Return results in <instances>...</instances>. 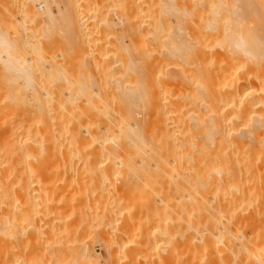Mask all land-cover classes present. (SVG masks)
Wrapping results in <instances>:
<instances>
[{"label":"bare ground","instance_id":"6f19581e","mask_svg":"<svg viewBox=\"0 0 264 264\" xmlns=\"http://www.w3.org/2000/svg\"><path fill=\"white\" fill-rule=\"evenodd\" d=\"M15 1L0 0V16H1L0 17L1 19L0 20V62L2 61V66L6 73L7 72L9 73L13 72V74L15 73L14 76L15 78H13L12 76L10 78H8V76L6 77L10 79L11 83L5 80L6 79L5 76L2 77L3 74L1 75V73L4 72H0L1 75L0 79L2 77L1 81H3V79L5 78L4 82L9 83L7 85L8 89L6 88L7 93L11 91L9 90L11 86L14 87L16 86V89L20 86L19 87L20 89H18V91L19 90L20 91L18 92L16 90L17 92L14 94L12 92L11 97H9V94L11 93L10 92L7 98H5L7 95L6 92L4 93L0 92L2 93L1 95L6 93L4 95L5 104L6 103L8 104V102H6V99L11 98L8 99V101L10 100V104H8V106L9 105L11 106L8 107L6 105L8 107L5 108L6 110L3 108L4 104L2 103L1 105L2 99L0 98L1 99L0 107H2V109H4L5 111H7V109L9 110V108L10 110H13V111H8L10 115H11L10 112L15 113V111L17 112V114H19V116H17L15 113V116H17L18 119L20 120L16 124L17 126H15L13 130L10 128V131L12 130L15 133H19V135L18 134L12 135V131H11V135L9 134L8 136L9 137L11 136L12 138L9 141H7L8 143H6L7 146L4 150L7 149L6 153L10 154V156H13L12 159L14 161L23 163V164L21 163L22 168L20 167V169H22L23 171L21 170L20 171L24 172L26 166V169L29 168L28 169L29 171L27 170V172H32V173L37 172L36 170L37 165L34 166V164L37 162L33 157L39 156L40 158L41 155L45 156L43 157V159L41 158L42 160H40V162L42 161L41 164H43L45 161L47 162L46 159L49 156L48 151L50 150L53 151V152L50 151L53 153V154L49 153L50 156H55V153H57L56 155L63 156L62 149H64V154H65L63 156L64 161L59 162L61 163L60 164L61 167L58 165V162L54 163L58 165L55 166L56 168L58 167V171H59L58 173H60V171L65 173L66 172L68 173L98 172V174L99 172H104V173L131 172V174L132 172L135 173L144 172L145 174L146 172H152V173L160 172V174L163 175V178L164 179L166 178V182H165L166 185L164 184L163 179H161L162 180L161 183L164 184L163 186L165 187V189H163L165 195V196L163 195L164 199L158 201L159 204L162 203L163 205L162 208L160 209L163 211L165 217L164 230L163 232H161L160 230L150 235L153 236L154 239H158V235L160 234L158 243L162 241L160 243L161 245L158 246L157 243L154 245L155 248L151 247V245L148 244V242L152 237L148 236V234L145 235L146 232L144 233V231H142L144 233V234L142 233L144 235L142 236L144 237V239L139 240L138 239L139 237L137 236L136 237L137 241H140L139 244L137 243V245H135V242L133 241L135 246L139 245L137 248L139 249L141 256H139L138 258V253H136L138 252L137 251L138 249L135 248L137 249L136 251L135 249L133 250L130 249L131 248L129 246L130 242L129 240L126 241L127 240L126 238L130 237L132 234V228H133L132 226H134V224L132 225L130 220H128L125 223L122 222L123 225L121 226V230H120L122 233H120V235L123 234L121 237H125V239H122V241L120 240L119 244L116 245L114 243L113 245L117 246V251H118L117 253L121 254L122 256L121 260H124L125 262L123 264H139V262H137L138 261L137 259H139V261L141 262L142 259H140V257L143 258L142 261L144 260L148 261L149 259L146 260V256H148V254H152V251H155L154 249H159L158 247H160V250H162L165 254L164 256L165 258H163L164 260L163 259H162L163 261L159 260L160 263L161 261L164 262L163 264H264V58L263 60L258 59V56L260 57V55L264 57V52L258 51L262 47L259 48L258 50L257 49L251 50V48H248L243 43L244 40L241 41L243 38L241 39L239 38V36L238 38H234L233 36L234 42H232L231 40L229 42H231L234 45L235 49L241 51L242 53L240 52L239 53L244 54L246 58L243 57L244 60H242L241 59L242 56L240 55L241 56V57L239 56L240 59L238 57H237L238 59L237 58L233 59L231 58L232 57L231 53L227 52L225 54V51L224 54L226 55V57H228L227 55L230 54L229 56L231 57L228 58L231 59L225 58V55L224 58H221L222 55L219 52L222 51L217 52L215 50L214 41L216 42L218 40V39L215 40L216 37L218 35L220 36L221 33L224 34V32H220L222 28L219 29L220 30L219 31L218 30L219 27L218 28L216 27L217 23L218 26L221 25V23L219 24L220 21H216L217 18L219 19V16L217 17V13L215 11L216 8H214L215 3L213 4L212 0H182L181 9L177 8L178 5L176 6L175 4L174 5L176 7H174L173 4L171 6V3L173 2L171 1V3H169L170 2L169 0H147V3L143 2L144 5L146 4V6L148 7L147 9L148 10L150 9L149 10L150 12L147 11L148 12L147 14H151L152 12L153 14L152 16L155 17L156 19L149 17L151 16L149 15L148 17L153 19L154 21L151 19L150 22L142 20V22L139 21L140 23L133 24L132 26L130 25V23L127 24L129 25L128 27L131 28L129 29L127 27L128 30L125 32V35L122 31H120L119 37H117V39H119L118 40L119 44L114 43L116 41V38L114 39V42L107 39L108 37H106V39L110 42H107V40L105 42L104 37L99 38L98 34L101 35L106 33L104 29H99L100 28L99 26H98L99 28L98 27L96 28V25H91L90 23L91 20L88 21L89 17H86L88 19L85 18L84 20L83 18L84 16L82 15L83 12H80L82 11L80 9L82 7L87 11L90 10L92 11V9L93 10L96 9L95 11H98L105 4V3L103 4V0H101L102 3L99 0L97 1L67 0V5L65 3L66 6L63 9L64 11L62 10V14L65 13L64 16H67V18L64 17V19L66 18L65 20L67 22V24H65L67 25L66 26L67 28L66 27L65 28L66 30L68 29L67 32H65L68 33L66 38L69 39V44L67 47H69L70 44H71L70 46L74 45L75 49H73L72 47L74 53L75 52L74 50H77V47L75 46H80V47L83 46L82 48L78 47L79 50L80 49L82 50L80 51L77 50L78 52L77 51L75 52V54H77L75 55L76 57L79 56V54L80 55L82 54L81 55L82 57L81 56L80 58L78 57L77 60L78 59L81 60L82 58L84 59L83 55L85 54V52H89L88 54L90 55L86 53V57L91 56L92 59L95 61L94 62L91 58L85 57V60L87 59V61L91 59V61H88L89 67H86L85 65L82 66L83 64L82 62H80V60L79 62L80 64H82L81 65L82 67H79V63L78 61L75 60L76 58L75 56L73 57L70 56L72 59L74 58V60H70L71 58L69 60L67 59L69 58V56L67 57L66 54L67 52L70 53L71 47L68 48L70 50L69 51L68 49H66L67 47L62 48L60 46L61 44L55 41V43L58 45L57 47L61 49L59 51L63 52V50H67V52L64 51V53H66L65 56H62L64 55V53L61 52L62 54L60 53L61 54L60 56L57 55L58 58L56 56L55 61L59 59V57L60 59L66 57L64 59L69 61L70 65L71 62L73 61V65H71L70 67L74 68L75 65L78 63L77 64L78 66L76 67L77 70L72 69L73 70L72 72L74 71L79 72L80 68H81L80 72L81 71L84 73L86 71L88 72V74L86 73L85 75L82 72L81 73L79 72L82 75L77 73L79 75L78 79L80 78L82 79L75 80V78L77 77L76 75H74L75 73L73 74L75 77L72 75V72L69 73L71 75H67L66 73L67 71L65 72V68L64 71L63 69L61 70V68H63L62 66L61 68H59L60 65L58 63L60 61L56 62L57 67L59 65L58 68L60 69V72L62 73L65 72L66 75L64 74L61 75L59 72L61 76L59 77L58 68L56 67L57 70H53L55 67L52 69L53 67L52 64L55 63V61L46 62V64L52 63L50 66L51 68L50 67H48L47 69L43 68L45 67L43 63L47 61L44 59L45 57H41V58L39 57L40 58L39 61L36 58H38L37 56L42 55V53L40 54L42 50L45 51V49H42L40 51L41 47L46 48L48 46H46L45 44L44 47V44H40V48L37 49L39 47L40 41L37 40L38 45L36 46L37 47L36 48L35 45H33L36 43V41L35 43L33 41L32 42L30 41V39L34 37L33 35L32 38L29 36L30 38L28 41H27L28 37L24 38L25 40H22L21 33L19 34L18 31L13 29V28H17L13 25L15 24L16 26L19 25V29L18 28L17 29L21 30L20 26H24V24H26L27 22V19L25 21V17H27L26 12L30 10L28 14H33V12L35 13L36 11L31 12L34 7V6L32 7V4H34V2L36 1L39 2L41 0H30L28 2L27 0L24 1L21 0V2L17 4ZM135 1L138 0H121L122 5H120V7L123 6V8L126 11L134 10L135 4H138V2L136 3ZM236 1L240 2L242 0H236ZM242 2H244V0ZM245 2L243 3L244 5H242V7L248 6L249 3L248 2L245 3ZM251 2H255V1L252 0ZM25 3L26 4L29 3V6L26 7ZM40 3L44 11L46 12V19L50 20L49 22L51 21L53 22L54 18L52 17L51 14L52 11L50 12L47 2L42 0ZM219 4L221 5V3ZM162 5L164 6L163 10H158V8L159 7L161 8ZM220 5L219 7H221ZM249 5L252 4L250 3ZM260 5L261 4H258V6ZM262 5H264V3ZM224 6L226 8V4ZM224 6L223 9H225ZM118 7L119 6H117V8ZM138 7L139 4L137 8ZM56 9L59 8H57L56 6ZM16 12L17 14L19 12V14L21 15V17L19 15V17L16 18L17 16L15 14L16 16L15 22L17 23L12 22L13 21L12 20L9 21L11 24L13 23L12 25L10 23L7 24L11 26L10 27L11 29L9 30L10 31L12 30L11 32L13 34H15L16 31L18 36L20 35L19 36L20 38L16 35L13 36L12 34V38L14 37L12 39L10 38L9 35L10 33L8 32L9 34H7L6 32L9 30L8 29L3 30V28H5V25L7 24L5 23L4 25L2 23L6 22V19H8L10 15L12 16H10L9 20L14 19L13 16L14 13ZM244 12L246 11L244 10ZM56 14L60 16L59 13ZM248 14H246V16H249L250 14H252V12L249 15ZM93 15L95 16V14ZM246 16H243V18H245ZM118 17L120 18V15ZM136 17H138V15ZM82 18L84 21L82 20ZM149 18L147 20H149ZM98 19H96L95 23H97ZM259 20L260 19H258V21ZM119 21L120 20H118V22ZM86 22L87 24L90 23L92 27H89L90 25L86 27L87 25ZM91 22H94V20L92 19ZM99 22L97 23V25L99 24ZM58 23L60 24L61 22ZM120 24L121 22L119 23V25ZM8 25L6 27L9 28ZM259 25H257V28H259L258 27ZM45 28L47 29V27ZM261 28H259V30H261ZM143 29L146 30L147 35L150 36L152 35V37L155 38L156 41L153 39L155 41L153 43H157L159 42V40L161 42L163 38L169 37V40H166L167 38L162 40L163 45H164V41L166 43L170 41L169 44L165 43L166 50L165 49L164 51L162 50L163 52H160L155 56L151 55L152 52L150 53V51L152 50L150 44L152 42L149 43V41L144 38V35H146L145 33L143 34L144 39L141 38L142 35L141 36L139 35L141 34ZM253 29L252 31H255V33L252 32L254 36V34L258 33L259 31H257V29L255 30ZM23 30L24 29H22L21 32ZM107 30L109 29L107 28L106 31ZM168 30H171L170 33L167 32ZM181 31H182V36L179 35ZM218 32H220V34H218ZM27 33L30 35L29 32ZM47 33L49 34V32ZM225 33L228 34L229 32L226 31ZM38 34L39 33H37L36 35ZM94 34L98 36V37L95 36L98 38V40L93 42L96 44V42L99 41L100 43L98 42L97 45L99 44L100 45L99 46L95 45L96 47H94L93 45L94 43H93L92 48L95 50L92 51L91 48L90 49V51H92L91 53L87 48V46L85 47L84 45L90 44L92 40L90 41L89 39L94 37L93 36ZM24 35L25 34H23V36ZM138 35L140 36L141 39L138 38ZM228 36L230 37L229 34ZM95 37L93 39L96 40ZM258 37L262 38L261 35H258ZM36 38H38V36ZM224 39L226 38L224 37ZM33 40H35V38H33ZM258 40L260 39H257V41ZM22 41L24 47L25 46L27 47L28 45L26 44L28 43L32 45L33 49L34 47L37 49L34 50L39 52L38 54L40 55H38L37 52L34 53L35 51H32L30 47L31 45H29L31 51L30 49L28 51H30L29 54H31L32 52H33L32 54L34 55L37 54L36 58L34 57L33 59H36L38 62L36 61L34 63L32 61L31 58L32 54L31 57L28 56L29 58L26 59V56H24V54L25 53L27 54L26 51L27 49L24 48L22 44H20ZM225 41H223V43ZM66 42L68 41L66 40ZM226 42L225 44H227ZM55 43L51 48H54L56 46ZM257 44L256 47L262 45L263 43L262 44L260 43V45L258 46ZM19 45L22 46V48H24L25 50L23 49L24 51H21L22 49ZM49 45L51 44L49 43ZM225 47L226 46H222L221 49ZM86 48L88 50L84 51ZM108 49H110V51L112 50L111 54L109 53L110 56H107L108 55L107 53L110 52ZM261 50L264 51V49ZM235 51L237 52V50ZM73 53L71 54L73 55ZM233 54L236 55L238 53L235 54L234 52ZM21 56H24L25 59L24 57ZM102 57H105L106 59ZM51 59L48 58V60L50 61ZM104 60L105 61L112 60V62L106 61L104 63ZM61 61H63V59ZM74 62L76 63L74 64ZM90 62L94 66H91ZM31 63L34 67H32ZM64 63L66 64L68 62L65 61ZM39 65L42 68L41 70H43V72L46 71L48 72V74L49 72H51L52 74L51 73L50 74L53 76H51L50 74L48 75L47 73L46 75H44V73L40 70V67H37ZM83 67L87 69H85L84 71L82 70L84 69ZM93 67H95V70H92ZM88 68H90L91 73H89L90 70H88ZM96 70L98 72V75ZM93 71H95L96 73H94ZM53 72H55V74H58L55 75V78ZM34 73L35 74L39 73L38 75H41V77L39 76L40 79L36 77ZM91 74H96V75H91ZM86 75L96 76V77L100 75V77H98L100 79L96 77H90L91 79H93V81L91 79H88V81L90 80L89 83L91 82L90 85L88 84L89 87L91 86L90 87L91 90H89L90 88L87 86V83H85L84 81L85 79L86 82H88L87 78H89V76L87 77ZM175 75L177 77H180L179 78L180 83L173 85L171 81L173 76ZM47 76L48 77L51 76L49 80ZM66 76L67 77L69 76L70 78L74 77L73 78L74 81L72 80L73 82L71 83V80L69 81L70 78H67L68 81L71 83L70 84L67 81ZM34 77L38 78L37 80L38 81L40 80L42 83H44L45 81H49L48 84L50 85L55 81L56 82L59 81L58 80L59 78L62 79L65 78V81H67L68 83L65 82L64 80H61V82L54 83L56 88L54 85L50 86V87H54V90L57 89L58 86L62 85L63 83L66 84L64 86L65 89L66 86L69 84L70 86L72 85L71 87H74L75 85L77 87L71 89L70 86H67V88H69L70 90L67 89L68 93H66L67 92L66 91L65 94L64 93L61 94L62 91H64L62 89L64 88L63 86L60 87L61 93L60 94L58 93L57 95L55 93L56 90L52 91L53 95L48 92L49 89L51 90V88H49L48 91H43L44 89L43 88L42 91L38 92L39 89L36 88H38L37 86L42 88L41 86L42 83L40 82L39 85L34 84L38 82L37 80L36 82L34 81L36 79V78L34 79ZM11 78H13L14 80L13 79L11 80ZM41 78L42 79L44 78L45 81L43 82ZM56 78L57 80H55ZM20 79L24 81L23 86L21 84L18 85V83H16L17 80H19L20 83ZM96 79L97 81L98 80L101 81L102 83L101 86L97 85L98 82L95 83ZM50 80H52L53 82ZM82 80L84 81V83H82ZM3 84H0L1 88ZM34 85L37 86L35 87ZM42 85L43 87H45L44 84ZM94 85L95 86L97 85V87L100 89L96 88ZM83 86L88 87V90L87 88L84 89ZM171 86H173L172 87L173 94L176 92V94L182 93V95L175 97L174 99L171 100L168 99L165 94L167 89L170 88ZM4 87H6V84ZM21 87L23 90L21 89ZM92 87L96 88V90H94ZM1 88L0 91L1 90L3 91V89ZM24 89L26 90L30 89L29 93L32 92L33 101L32 103L30 101V104L29 101L27 103V101L25 102L24 100L23 95L25 93H22L23 95L20 94L22 91H24ZM60 89L57 90L60 92ZM41 92L42 94H40ZM30 96L31 94L28 97ZM145 100L146 103L144 102ZM80 104L81 105L84 104V105L81 106ZM52 105L54 108L52 107ZM138 105H140L141 107L140 106L138 107ZM77 106L80 109L77 108ZM51 107L53 108V110L56 109L59 115L62 113L61 116L62 115H64L63 117L67 116V120L63 118L62 121L61 119H59L60 117L58 114H57L58 118L55 117L54 116L55 114L53 113L54 111L50 110ZM143 107L144 110L147 111L145 112L143 110H139L143 112V114L140 115V113L142 112L139 113L137 109L138 108L142 109ZM133 108H136V110ZM2 109H0V111H2ZM77 109L81 112H77L76 111ZM5 111H3V113ZM8 112L7 115L5 113L4 115L8 116ZM0 115L2 116V114ZM83 115L85 117H83ZM86 116L89 119V121L90 118H93L95 119L96 122H98L99 120L97 119L99 118L100 125L99 123H97L98 125H96L95 124L96 122L94 123L95 125H92L94 121L93 122L90 121L92 124L89 125L84 124L85 121L83 119L86 120ZM14 118L17 119L16 117ZM14 118H11V123H13L12 121H14L13 120ZM46 119L47 120L49 119L48 122H46L47 121ZM69 119L71 120V123L73 122L77 123V126L75 125L76 127L73 130L67 126L68 123L71 124ZM55 120H58L59 123L57 124L58 121L56 122ZM68 120L69 122L66 123V121ZM50 121H52L53 123L55 122L57 125L55 123L52 124V122L49 123ZM5 122L7 123L6 120ZM8 123H10V121ZM41 124L45 125V126L43 125V128L44 127L47 128V126L50 124L52 126L50 125L49 127L50 129L48 128L49 130L45 128L43 130L40 128L38 129V127H40L38 125ZM5 126H2L3 130H1L0 135H3L2 132L4 130H5L4 133L6 132V130L8 131V129H4ZM69 126L71 127L74 125L72 124ZM34 127L37 128V131L39 130L42 132H37L39 134L33 135V130L35 129ZM95 132L97 133V135L95 134ZM23 133H24L23 136L20 135ZM17 135L19 137L22 136L21 137L22 141L19 140V137H17ZM33 136L37 137V140L35 139L36 141H33L34 139ZM4 137H2V139L0 137V144H3L1 141L6 138ZM85 138L87 139V141ZM88 138L90 139L89 141L91 143H88L89 142ZM23 140L27 141L26 143L29 142L30 145L31 144L35 145L34 147L37 149L36 155L33 157L31 156L33 158V160L32 159L31 160L34 162L32 164L33 167L31 168H30L31 161H29V163L28 162L26 163V160L29 159L30 157L29 153L34 148L27 145L26 143H24V146L27 147L23 148L24 146L22 142H25ZM108 141L109 143H107ZM83 144L85 145L87 144L86 145L87 148L84 149L85 145L83 148L84 151L87 150L85 151V153L84 151L82 153L83 149L81 148L82 149L81 150L79 148L80 146L82 147ZM107 144L108 147L109 146L111 147L108 148ZM20 145H22L23 147ZM89 149H92V151L90 153H86L88 152ZM37 153L39 154L38 156ZM31 154L34 155V153ZM97 157L98 159H100L99 161L98 159H96ZM55 158L60 159L61 157L59 158L55 156ZM73 159H75L74 160L75 163L73 162ZM95 159L96 161H98L97 163L95 162ZM52 160L51 159L48 160V162L44 164L45 165L44 168L47 166L46 164L49 163L53 164V162H49ZM1 161L2 160H0V162ZM3 162L4 161H2V163ZM10 163L11 162H9V164ZM20 163H18V165H20ZM78 163L80 164V166L78 165ZM24 164L26 165L22 166ZM41 164L39 165L40 167ZM12 166L14 167V165ZM1 168H3L2 169L3 172H0V264H10L12 263V261L18 262L17 264H21V261L24 258L21 260V258L19 257L16 258L15 255L18 256L16 251L19 248L21 249L22 241H24L25 239L21 236L19 237L18 233L15 232V227L16 224L18 223V222L16 223V219L18 217L22 219L25 218L26 220L25 219L24 220L26 222L28 220V218L26 217L31 218V216L33 215L37 216V214H38V218H37L38 220H36L37 222L35 220H34L35 222L33 220L30 221V223L33 221L34 223L33 222L32 223L35 225L32 226L33 228L31 229L32 234L30 238H32L33 240H35L34 242H36L35 248L41 251L40 252L42 255V256L40 255L41 261L38 260L39 261L37 262L38 264L39 263L58 264L61 263L62 261H64V263L62 262L61 264H96L95 261L93 260L92 255L86 252L87 251L86 249L84 251L83 248L80 249L79 247L72 248L71 242L72 241L74 242L75 240L73 230L69 229L67 223L65 224L62 221H60L61 219L53 220L52 218H50L51 216L49 213L51 212L46 213L49 211L50 208L46 207L45 205L46 203H44V201L43 202L40 201V203L44 204V205L42 204V206L44 207H42L41 211H39L41 209V206L40 207L38 206L40 209L39 208L37 209V207L34 208L35 204L33 203L31 204V202L23 204L27 207V210H29L30 214L28 213V211L26 212L27 214H29V216L25 214L26 209L24 213L21 210L22 212L20 214L16 211V209L14 210V207H12L13 205H11L9 201L10 199L9 197H11V193L9 196L8 192H10L11 190L9 191L10 188L7 189L8 188L7 183L9 182L11 183L10 179L9 182H7L8 181L7 175L9 174H7L8 171L7 172L4 171V169H6L5 166ZM44 168L41 167L40 169H44ZM52 168L53 167L51 168L49 167L48 169H52ZM16 171L18 172L19 169ZM43 171L47 172L45 170ZM43 171L42 170L39 171L38 169V172H43ZM157 175L159 176V174ZM32 181L30 180V182ZM156 182L154 181L155 184ZM33 183L31 184L33 185ZM25 184H27V182H25ZM66 184L68 185V182H66ZM96 184L94 185L97 186ZM139 184L141 185V183ZM43 186H45V184ZM25 188L23 186V189ZM32 189L34 190L33 187ZM67 189L69 188L67 187ZM77 189L79 188L77 187ZM65 192L67 191L65 190ZM62 196L64 197L65 195L63 194ZM53 199L54 197L52 198V200ZM28 200L30 201L31 199L28 198ZM34 200L31 201L33 202ZM36 204L39 205L37 202ZM44 208L45 209L47 208V211L43 212ZM35 209H37V211ZM160 209L157 210L160 211ZM15 211L19 214V216H17V213ZM39 212L41 213L42 217L45 218L49 217L50 219L47 218L49 221L48 220L47 221L45 220V222L41 221L39 217L40 214ZM47 214L49 215L47 216ZM52 215L54 216V214ZM126 215L128 216V214ZM223 219H226L227 221L226 224H228L227 226L222 224ZM85 220L86 219H84L83 223L86 222ZM38 221H39V225L38 224L36 225ZM84 226L85 225H83V228L82 227L80 228H82L83 230ZM141 228L140 230H142ZM139 234H141V231ZM161 236L162 239L160 241ZM121 237L119 236V239ZM13 240L15 244L11 242ZM62 245L66 246L67 249H69L71 253V254L69 253L70 255L64 253L66 252L67 249L61 250ZM66 247H64V249ZM10 248L12 249V251L15 250V252L12 253V251H10L11 250ZM239 254H242V256L240 255V259L242 258L241 260L238 259ZM13 257L16 259H13ZM38 258L39 257H37V259ZM73 258L74 260H72ZM23 263L26 262L23 260L22 264Z\"/></svg>","mask_w":264,"mask_h":264},{"label":"rangeland","instance_id":"374dc122","mask_svg":"<svg viewBox=\"0 0 264 264\" xmlns=\"http://www.w3.org/2000/svg\"><path fill=\"white\" fill-rule=\"evenodd\" d=\"M15 1V0H14ZM18 1V2H17ZM24 1V0H23ZM28 1H30V0H27V2ZM42 1V0H41ZM41 1H39V2H34V4H32V7H33V9H32V11L31 12H33V11H36L35 13L33 12V14H28V12L30 11H27L26 13H27V17H25V21H26V19H27V22H26V24H24V26H20V28H21V30L22 29H24L22 32H21V30H18L19 29V25L18 26H16L15 24H13L15 27H17V28H13V26H12V28L13 29H15L16 31H18V33L20 34L21 33V37H22V40H25L24 38H27L28 37V39H27V41L29 40V38L31 37H33V38H35V40H33V38L32 39H30V41L32 42H34L35 43V41H36V43L35 44H33V45H35V47L38 45L37 44V42L38 41H40V43H39V47L37 48V49H39L40 48V44H44V47H45V44H46V46H48V47H46V48H43V47H41V49H40V51L42 50V49H45V51L44 50H42V52H40V54L42 53V55H40V54H38L39 52H37V51H35L34 49H36L34 46V49L32 48V45L31 44H28L27 43V41H26V45H28L27 47L25 46H23V41L20 43V44H22V46L24 47V48H26L27 50V54L25 55L24 54V56H26V59H28L29 57L28 56H30L31 57V54L33 53H31V54H29V52L31 51V49H32V51H35L34 53H36L37 52V54L38 55H40V56H37V54H32V61L35 63L37 60L39 61L40 60V58L41 57H45L44 59L45 60H47V61H45L43 64H44V66L45 67H43V65H42V67L43 68H48V67H50L51 66V64L50 63H47L46 64V62H52V61H55V59H56V56L58 55V56H60L62 53H64V51H66L67 52V50H63V52L62 51H59V50H61V49H59L57 46V44L55 43V41L56 42H59L60 44V46L62 47V48H65V47H67L68 46V44H69V39H67L66 38V36H67V34L68 33H65V32H67V30H66V26L67 25H65V24H67V22H66V18H67V16H64L65 15V13H63L62 14V10L65 8V6L67 5V0H44V1H46L47 2V4H48V7H49V10H50V12H51V14H52V17L54 18L53 20V22L51 23V22H49L50 20H47L46 19V12L44 11V9H43V7H42V5H41ZM97 1V0H96ZM100 2H101V0H99ZM106 1V2H105ZM170 2L169 3H171V1L173 2V3H171V6H172V4H173V6L174 7H176L177 5L179 6H177V8H182V0H169ZM213 2V4L215 3V5H216V7H215V5H214V8H216L215 9V11H216V13H217V17L219 16V19L217 18L216 19V21H220L219 22V24L221 23V25H222V27H221V25H219L218 26V23H217V25H216V27L218 28V30L219 29H221V31L220 32H224V34L223 33H221L220 34V32H218V34H220V36L218 35H216L217 37H216V39L215 40H217L216 42L214 41V45H215V50L217 51V52H219V51H222V52H219L221 55H222V57L221 58H224V55L228 52V53H231V55H232V57L231 56H229V55H227L228 57H231V58H233V59H236L237 57L239 58V56L241 55L242 56V60H244V58H246L245 56H244V54H240V53H242L241 51H238V49H235L234 48V45L231 43V42H229L230 40L232 41V42H234V39H233V36H234V38H238V36H239V38H243L241 41H243L244 40V44L248 47V48H251V50H254V49H259V48H261V49H264V15H263V13H264V5H262L263 3H264V0H253V1H257L258 2V4H261L260 6H258V4H257V2H256V4H255V2H251L252 0H244V2L245 3H251L252 5H249L248 4V6H243L242 7V5H244L243 3L244 2H242V1H240V2H237L236 0H220V1H217V0H212ZM215 1V2H214ZM235 1V2H234ZM16 2V4L17 3H19V2H21V0H16L15 1ZM50 2V3H49ZM56 2V3H55ZM110 2V3H109ZM120 2V3H119ZM136 3L138 2V4H139V7L137 8V6H138V4H135V8H134V10H125L124 8H123V6H121L120 7V5H122V3H121V0H113V3H112V0H103V6H102V8L101 9H99L98 11H95L96 9H92V11L90 10V11H87V10H85L83 7L82 8H80L82 11H80V12H83L82 13V15L84 16L83 18H84V20H85V18L86 17H89V19L88 18H86V19H88V21L89 20H91L92 21V19L94 20V22H91L90 21V23H91V25H96V28L98 27L99 29H104V31L106 32L105 34H101V35H99L98 34V36H99V38L101 37H104L103 39H104V41L106 42V40L107 39H109V40H111V41H113L114 42V39L116 38V41L114 42V43H117V44H119V39H117V37H119V33H120V31H122L123 33H124V35H125V32L128 30V28L130 29L131 27H128L129 25H127V24H129L130 23V25L132 26L133 24H138V23H140V22H142V20L143 21H151V20H153V19H156L155 17H153L152 15V12H151V14H147L148 12H150L147 8V6H146V4L144 5V3H147V0H141V1H135ZM141 2V3H140ZM144 2V3H143ZM233 2H234V4H233ZM237 2V3H236ZM263 2V3H262ZM63 3V4H62ZM65 3H66V5H65ZM102 3V2H101ZM119 3V4H118ZM219 3H221V5L219 4ZM236 3V4H235ZM240 3V4H239ZM176 6H175V5ZM226 4V8H225V5ZM63 5V6H62ZM109 5V6H108ZM115 5V6H114ZM145 6V7H143V6ZM148 5V4H147ZM219 5L221 6V7H219ZM234 5V6H233ZM240 5V6H239ZM25 6L27 7V6H29V3L28 4H26L25 3ZM24 6V7H25ZM56 6H57V8H59V9H56ZM106 8H105V7ZM117 6H119L118 8H117ZM149 6V5H148ZM181 6V7H180ZM223 6H224V8L226 9H223ZM239 8H238V7ZM250 6V7H249ZM254 8H253V7ZM256 6H257V8H256ZM261 6H262V8H261ZM163 5H162V7L160 8H158V10H163ZM247 7V8H246ZM259 7V8H258ZM145 8V9H144ZM234 8V9H233ZM235 8H236V10H235ZM244 8V9H243ZM141 9V10H140ZM165 9V8H164ZM238 9V10H237ZM240 9V10H239ZM60 10V11H59ZM85 10V11H84ZM112 10V11H111ZM116 10V11H115ZM122 10V11H121ZM219 10H220V12H219ZM244 10L246 11V12H244ZM252 10V11H251ZM57 11H59V12H57ZM64 11V10H63ZM107 11V12H106ZM110 11V12H109ZM113 11H115V12H113ZM143 11V12H142ZM148 11V12H147ZM165 11V10H164ZM182 11V10H181ZM225 11V12H224ZM229 11V12H228ZM242 11V12H241ZM255 11V12H254ZM90 12V13H89ZM94 12V13H93ZM112 12V13H111ZM231 12V13H230ZM252 12V14H250ZM56 13H59L60 14V16L58 15V14H56ZM88 13V14H87ZM103 13V14H102ZM118 13V14H117ZM127 13V14H126ZM182 13V12H181ZM230 13V14H229ZM234 13V14H233ZM240 13V14H239ZM250 15H249V14ZM262 13V14H261ZM15 14H16V16H15ZM37 14H39V15H37ZM93 14H95V16L93 15ZM143 16V18H142V16ZM232 14V15H231ZM245 14V15H244ZM246 14H248L249 16H246ZM19 12H18V14H17V12L16 13H14V19H11V20H9V18H10V16H12V15H10L9 17H8V19H6V22H4V23H2V24H4L5 25V23L7 24V23H10L9 21H12V22H14V23H17V22H15V17L16 18H18L19 17ZM33 15V16H32ZM82 15H81V17H82ZM90 15V16H89ZM114 15V16H113ZM120 15V18L118 17ZM125 15V16H124ZM138 15V17H136ZM145 15V16H144ZM149 15H151V16H149ZM251 15H253V16H251ZM256 15V16H255ZM261 15H263V16H261ZM36 16V17H35ZM39 16V17H38ZM103 16V17H102ZM152 17L153 19H151V18H149V17ZM243 16H246L245 18H243ZM1 17V16H0ZM6 17H7V14H6ZM13 17H11V18H13ZM20 17H21V15H20ZM37 19H35V18ZM44 17V18H43ZM61 17V18H60ZM64 17H66L65 19H64ZM92 17H94V18H92ZM99 19H98V18ZM101 17V18H100ZM144 17H145V19H144ZM149 18V20H147L148 18ZM238 17V18H237ZM260 17V18H259ZM34 18V19H33ZM83 18H82V20H83ZM90 18H92V19H90ZM119 18V19H118ZM254 20H253V19ZM42 19V20H41ZM47 20V22H46V20ZM57 19V20H56ZM61 19H63V20H61ZM96 19H98L97 20V23L99 22V21H101V22H99V24L97 25V23H95L96 22ZM115 19H117V20H115ZM126 19V20H125ZM129 19V20H128ZM139 19V20H138ZM151 19V20H150ZM258 19H260L259 21H258ZM263 19V20H262ZM1 20V19H0ZM28 20H30V21H28ZM60 20V21H59ZM83 20V21H84ZM118 20H120L119 22H118ZM134 20V21H133ZM237 20V21H236ZM33 21V22H32ZM63 21V22H62ZM123 21H124V23H123ZM131 21V22H130ZM140 21V22H139ZM154 21V20H153ZM228 22V24H227V22ZM239 21V22H238ZM30 22V23H29ZM49 22V23H48ZM58 22H61L60 24L58 23ZM121 22V24L119 25V23ZM224 22V23H223ZM225 22H226V24H225ZM32 23V24H31ZM51 23V24H50ZM90 23H88L87 24V22H86V27L87 26H89L90 25ZM104 23V24H103ZM107 23V24H106ZM113 23V24H112ZM241 23H243V24H241ZM11 24V23H10ZM11 24V25H12ZM30 24V25H29ZM224 24V25H223ZM253 24H254V26H253ZM260 24V25H259ZM4 25H3V27H4ZM8 25V24H7ZM7 25H5V28H3V30L5 29V30H9V29H11L10 27V25H8L9 26V28L8 27H6ZM63 25V26H62ZM89 26V27H92V26ZM111 25V26H110ZM240 25V26H239ZM257 25H259L258 27L259 28H261V30H259V28H257ZM102 26V27H101ZM228 26V27H227ZM241 26H242V28H241ZM256 26V27H255ZM24 27V28H23ZM27 27V28H26ZM40 27V28H39ZM42 27V28H41ZM45 27H47V29L45 28ZM51 27V28H50ZM53 27V28H52ZM66 27V28H65ZM125 27V28H124ZM128 27V28H127ZM226 27V28H225ZM109 29V30H107L106 31V29ZM112 28V29H111ZM224 28V29H223ZM239 28H240V31H239ZM251 28V29H250ZM254 28V29H253ZM39 29V30H38ZM51 29V30H50ZM174 29V28H173ZM227 29V30H226ZM229 29V30H228ZM252 29L253 30H255V29H257V31H259L258 33H256V34H254V36H253V34H252V32L253 33H255V31H252ZM15 30H13V31H15ZM25 30H26V32H25ZM31 32H30V31ZM251 30V31H250ZM12 31V30H11ZM10 30L9 31H6L7 32V34H9L10 35V38H12V32H11ZM16 31H15V34H13V36L14 35H16V36H18V34L16 33ZM54 31V32H53ZM56 31V32H55ZM103 31V30H102ZM170 31L171 30H168L167 32L168 33H170ZM229 32L228 34L230 35V37L228 36V34H226L225 32ZM263 31V32H262ZM9 32V33H8ZM27 32H29L30 33V35L27 33ZM45 32V33H44ZM47 32H49V34L47 33ZM52 34H51V33ZM64 32V33H63ZM26 33H27V35H26ZM37 33H39L38 35H36ZM43 33V34H42ZM47 33V34H46ZM108 33H109V35H108ZM118 33V34H117ZM146 34L147 32H146V30L145 29H143L142 30V32H141V34H139L140 36L142 35V37L141 38H143V34ZM260 33V34H259ZM23 34H25L26 35V37H25V35L23 36ZM52 36H51V35ZM59 34V35H58ZM178 34H179V32H178ZM252 34V35H251ZM33 35V36H32ZM108 35V36H107ZM110 35H112V36H110ZM138 35V38L139 39H141L140 38V36ZM180 36H182V31L180 32V34H179ZM178 35V36H179ZM251 35V36H250ZM258 35H261L262 36V38L260 37H258ZM20 36V35H19ZM18 36V37H19ZM30 36V37H29ZM38 36V38H36ZM94 37L95 36H97V35H93ZM97 36V37H98ZM110 36V37H109ZM237 36V37H236ZM255 36H257V37H255ZM44 37V38H43ZM58 37H60V38H58ZM94 37H92L91 39H89L91 42H90V44H91V46H90V44L88 45V44H86V45H84L85 47L87 46V48L89 49V51H90V49L92 48V46L94 45V47H96L95 45H97V43L99 42H96V44L94 43L95 41H97L98 40V38L97 37H95L96 38V40L95 39H93ZM106 37H108L107 39H106ZM224 37L226 38V39H224ZM228 37V38H227ZM14 38V37H13ZM12 38V39H13ZM20 38V37H19ZM57 38V39H56ZM64 38V39H63ZM144 38L146 39V40H148L149 41V43H153V42H155L156 40H155V38L154 37H152V35L150 36V35H144ZM143 38V39H144ZM152 38V39H151ZM167 38V37H166ZM166 38H163L162 40H164V39H166ZM181 38V37H180ZM155 41H154V40ZM229 39V40H228ZM257 39H260V40H258L262 45H260V43L257 41ZM38 40V41H37ZM66 40L68 41V42H66ZM161 40V42H160V40H159V42H157V43H151L150 45H151V50L152 51H150V53H151V55H153V56H155L156 54H158V53H160V52H163L164 51V49L166 50V48H165V41H164V45H163V41ZM166 40H169V37L166 39ZM171 40V39H170ZM182 40V39H181ZM227 42H226V41ZM94 41V42H93ZM223 41H225L227 44H225V42L223 43ZM257 41V42H256ZM43 42V43H42ZM107 42H110V41H108L107 40ZM170 42V41H169ZM169 42H167L166 44H169ZM247 44H246V43ZM255 42H256V44H257V46L258 45H260V46H258V47H256V44H255ZM49 43L51 44V45H49ZM56 44V49H55V47L54 48H51V47H53V44ZM67 43V44H66ZM94 43V44H93ZM100 43V42H99ZM24 44H25V42H24ZM93 44V45H92ZM232 44V45H231ZM29 45H31L30 47H31V49L29 48ZM71 45V44H70ZM69 45V47H71L70 49H71V51L68 49L69 47H67L66 49H68L69 51H70V53L69 52H67V54L66 53H64V55H62V56H65V54H66V56L68 57L69 56V58H67L68 60L71 58V57H73V56H75V55H77V54H75V52L78 50V51H80V50H82V49H78V47H80V46H75V47H77V50H74L75 52L73 53V49H75L74 48V45H72V46H70ZM100 45V44H99ZM99 45H97V46H99ZM220 45V46H219ZM228 45V46H227ZM229 45H231V46H229ZM20 46V45H19ZM22 46H20L21 47V51H24L25 49L24 48H22ZM42 46V45H41ZM90 48H89V47ZM163 46V47H162ZM222 46H226L225 48H223V49H221L222 48ZM72 47H73V49H72ZM83 47V46H82ZM82 47H80V48H82ZM84 47V48H85ZM153 47V48H152ZM228 47H230V48H228ZM233 47V48H232ZM83 49L84 51H87L88 49ZM24 49V50H23ZM30 49V51H28ZM36 49V50H37ZM218 49V50H217ZM226 49V50H225ZM227 49H228V51H227ZM261 49H259L258 51H260V52H264L263 50H261ZM92 51H94L95 49H91ZM109 51H110V49H108ZM107 50V51H108ZM163 50V51H162ZM231 50H233L234 52H235V54L236 53H238V54H236V55H234L233 53V51H231ZM235 50H237V52L235 51ZM256 50V51H257ZM17 51V50H16ZM18 51H20V50H18ZM25 51V52H26ZM39 51V50H38ZM56 51H57V53H56ZM77 51V52H78ZM92 51H90L91 53H92ZM112 51V50H111ZM111 51L110 52H105V53H107L108 55L107 56H110V54H111ZM155 53H154V52ZM224 51H225V54H224ZM257 51V52H258ZM58 52H59V54H58ZM62 52V53H61ZM240 52V53H239ZM255 52V51H254ZM21 53V52H20ZM19 53V54H20ZM44 53H47V54H44ZM61 53V54H60ZM68 53H69V55H68ZM71 53H73V55L71 54ZM86 53L88 54L89 52H85V54L83 55V57H84V59L82 60H80V59H78L77 60V58L79 57L80 58V56L82 55H80L79 54V56H75L76 58H75V60L76 61H78V63H79V67H82V66H86V67H89L88 65H89V62L88 61H91V59H92V57L90 56V57H86ZM110 53V54H109ZM223 53V54H222ZM23 54V53H22ZM21 54V55H22ZM29 54V55H28ZM88 55H90V54H88ZM112 55H114V54H112ZM235 57H234V56ZM238 55V56H237ZM24 56H21V57H24ZM36 56L39 58H36ZM49 56V57H48ZM58 56H57V58H58ZM62 56H61V58H62ZM71 56V57H70ZM240 56V57H241ZM36 58V59H33V58ZM49 59H51V61L50 60H48V58ZM82 57V56H81ZM85 57L86 58H91V59H89L88 61H87V59L85 60ZM106 57V56H105ZM105 57H102V58H104V59H106ZM112 57H114V56H112ZM228 57H226V55H225V58H228ZM244 57V58H243ZM261 57V58H260ZM260 57L258 56V59H262L263 60V58L264 57H262L261 55H260ZM64 58H66V57H64ZM64 58H62L63 59V61H61L62 59H60V57H59V59H57L56 61H55V63H53L52 64V69L53 70H57L56 69V67H57V64H56V62H58V61H60L58 64L60 65V67H59V65H58V67L59 68H61V66L63 67V68H61V70L63 69V71H64V68H65V72L67 73V75H71V74H69V73H71L73 70L72 69H76L77 70V64L75 65V67L74 68H72V67H70L71 65H73V61L71 62V65H70V62L69 61H67L66 59H64ZM110 58V57H109ZM109 58H107V59H109ZM231 58H228V59H231ZM237 58V59H238ZM24 59H25V57H24ZM111 59V58H110ZM240 59V58H239ZM35 60V61H34ZM66 62H68V63H64L65 61ZM70 60H74V58L72 59H70ZM79 60H80V62H82V64H80V62H79ZM93 60V59H92ZM100 60H101V57H100ZM37 61V62H38ZM84 61H86V62H84ZM94 61V60H93ZM107 61V60H106ZM105 60H104V63L106 62ZM108 61H110V62H112V60H108ZM107 61V62H108ZM41 62H42V59H41ZM64 63V66H63V63ZM84 62V63H83ZM95 62V61H94ZM93 62V63H94ZM33 63V64H34ZM62 63V64H61ZM76 62H74V64H75ZM103 63V62H102ZM0 72H4V73H1V75H2V77H4L5 76V78L8 76V78H10L11 76L13 77V78H15L14 76H15V73L13 74V72H11V73H9V72H5V70L3 69V66H2V61L0 62ZM38 64H40V63H38ZM50 64V65H49ZM56 64V65H55ZM69 64V65H68ZM90 64H91V62H90ZM31 65H32V63H31ZM35 65V64H34ZM47 65V66H46ZM82 65V66H81ZM68 66V67H67ZM91 66H94V65H92L91 64ZM32 67H34L33 65H32ZM36 67V66H35ZM37 67H40V65L39 66H37ZM57 67V68H58ZM51 68V67H50ZM58 68V74H59V72H60V69ZM68 68V69H67ZM84 68V67H83ZM42 68L40 67V70H41ZM85 69H87V68H84V69H82V70H84L85 71ZM92 69V68H91ZM3 70V71H2ZM34 70V69H33ZM70 70V71H69ZM80 70H81V68H80ZM80 70H79V72H80ZM88 70H90V68H88ZM92 70H95V67H93V69ZM42 72H43V70H41ZM69 71V72H68ZM33 72H36V71H33ZM65 72L64 73H62V72H60V74L62 75V74H64V75H66L65 74ZM78 71L77 72H72V75L74 74V75H76L77 77L75 78V80H81L82 78H80V79H78V77H79V75L77 74V73H79ZM82 72V71H81ZM80 72V73H81ZM94 73H96L97 72V70H96V72L95 71H93ZM44 73V75H46V73L48 74V72H46V71H44L43 72ZM51 72H49V74H50ZM54 73V78H55V75H58V74H55V72H53ZM79 73V74H80ZM84 75L87 73L88 74V72L86 71L85 73L84 72H82ZM89 73H91V70H90V72ZM13 74V75H12ZM35 74V73H34ZM39 74V73H38ZM38 74H35L36 75V77H38L39 79H40V77H41V75H38ZM48 74V75H49ZM52 74V73H51ZM50 74V75H51ZM60 74L58 75L59 77H61L60 76ZM0 75V76H1ZM17 75V74H16ZM34 75V76H35ZM38 75V76H37ZM73 75V76H74ZM80 75H82V74H80ZM83 75V76H84ZM90 75V74H89ZM88 75V76H89ZM91 75H96V74H91ZM97 75H98V72H97ZM40 76V77H39ZM51 76H53V75H51ZM51 76H47L48 77V80L50 79V77ZM57 76V77H58ZM87 76V75H86ZM87 76V77H88ZM2 77H1V79H0V82H2V83H0V84H3V83H5L4 81L6 80L7 82L9 81L10 82V79H8V78H4L3 79V81H1L2 80ZM36 77H34V79L36 78ZM47 77H46V80H47ZM75 77V76H74ZM74 77H72V78H70L69 76L67 77L66 76V79L67 78H70L69 79V81L71 80V83L74 81L73 80V78ZM85 77V76H84ZM84 77H83V79H84ZM90 77H96V76H89V78H87V81H88V79H91ZM98 77H100V75L98 76ZM98 77H96V78H98ZM13 78H11V80L13 79ZM38 78H36L34 81L36 82V80L38 79ZM45 78V77H44ZM44 78L42 79L41 78V80L44 82L45 80H44ZM86 78V77H85ZM180 77H177L176 75L175 76H173V78H172V81H171V83L173 84V85H176V84H178V83H180V79H179ZM52 79H53V77H52ZM95 79V78H94ZM98 79H100V78H98ZM14 80V79H13ZM55 80H57V78L55 79ZM59 81H57V82H61V80H64L65 81V78L64 79H62V78H59L58 79ZM73 80V81H72ZM92 81H93V79H91ZM18 81V82H17ZM16 81V83H18V85H22L23 86V83H24V81L22 80V79H20V83H19V80H17ZM23 81V82H22ZM38 81V80H37ZM50 81H52V80H50ZM67 81H68V79H67ZM67 81H65V82H67ZM68 81V82H69ZM84 81H85V83H87V86H88V84L90 85V83H89V81L88 82H86V80L84 79ZM84 81L82 80V83H84ZM14 82V81H13ZM12 82V83H13ZM39 82V83H38ZM37 83H34V84H40V80L38 81ZM46 82V83H45ZM44 83H42V84H44V86L45 87H43V85L41 84V86H42V88L41 87H39V86H37L38 88H36V89H39L38 90V92L39 91H42V89H43V91H48V89L49 88H51V90L49 89V93L50 94H52L53 95V93H52V91H55V93H56V95L59 93H61V89H60V87H64L66 84L65 83H63L62 85H60V86H58V90L60 89V92L57 90V89H55L54 90V87H50V86H52V85H54L55 86V84L54 83H57L56 81L54 82V83H52L51 85L50 84H48V82L49 81H45ZM53 82V81H52ZM67 82V83H68ZM96 82H98L97 83V85L98 86H101L102 85V83H101V81L100 80H98L97 81V79H96V81H95V83ZM11 83V82H10ZM51 83V82H50ZM70 83V82H69ZM70 83V84H71ZM5 84H6V87H4L5 86ZM5 84H3V86H2V88H1V86H0V88L1 89H3V91L1 90L0 92H2V93H4V92H6L7 91V85L9 84V83H5ZM15 84V83H14ZM13 84V85H14ZM59 84V83H58ZM57 84V85H58ZM70 84L69 85H67V86H70ZM94 84V83H93ZM93 84H91V85H93ZM18 85H17V87H18ZM97 85L95 86L96 88H98L97 87ZM11 86V85H10ZM9 86V87H10ZM24 86H25V84H24ZM35 86V85H34ZM35 86V87H36ZM46 86H47V88H46ZM67 86H66V89H65V87L64 88H62L64 91H62V93L61 94H65V92L67 91V89H69V88H67ZM72 86V85H71ZM70 86V88L71 89H73L74 87H77L76 85L74 86V87H71ZM20 87V86H19ZM17 88L16 89V86L14 87V86H11L10 88H9V90H11V91H9L8 93H7V95H6V97L4 96L5 94H3V95H1L2 93H0V95L1 96H3V97H1L0 96V98L2 99V101H1V105H2V103L4 104V109L5 108H8V107H10L11 105H9L8 106V104H10V100L8 101V99H11V98H8V99H6V102H8V104L6 103L5 104V98H7L8 97V94H9V97H11V94H12V92H13V94L14 93H16L17 91H18V89H20V88ZM84 87V89H86L87 88V90H88V87H86V86H83ZM82 87V88H83ZM91 87V86H90ZM89 87V88H90ZM172 87L173 86H171L170 88H168L167 89V91H166V96H167V98L168 99H174L175 97H178V96H181L182 95V93H180V94H176V92L173 94V89H172ZM7 88V89H6ZM15 88V89H14ZM24 88V87H23ZM40 88H41V90H40ZM53 88V89H52ZM55 88H56V86H55ZM94 90H96V88H94V87H92ZM4 89H6V90H4ZM13 89H14V91H13ZM21 89H22V87H21ZM98 89H100V88H98ZM97 89V90H98ZM17 90V91H16ZM23 90V89H22ZM28 90V91H27ZM24 89V91H22L20 94H22V93H25L23 96H24V100H25V102L27 101V103H28V101H29V104H30V101H31V103H32V99H33V95H32V92H30L29 93V91H30V89ZM70 90V89H69ZM89 90H91V88L89 89ZM20 91V90H19ZM18 91V92H19ZM51 91V92H50ZM55 93H54V96H55ZM66 93H68V91L66 92ZM31 94V96L30 97H28L29 95ZM40 94H42V92L40 93ZM16 95V94H15ZM26 95V96H25ZM22 96V97H23ZM5 97V98H4ZM26 97H27V99H26ZM29 98V99H28ZM0 99V100H1ZM31 99V100H30ZM42 99H44V98H42ZM145 103H146V100L144 101ZM81 103V102H80ZM141 103V102H140ZM53 104V103H52ZM79 104V103H78ZM8 107H7V106ZM81 105V104H80ZM80 105H79V107H80ZM82 105H84V104H82ZM81 105V106H82ZM142 105H143V103H142ZM147 105V104H146ZM23 106V105H22ZM140 105H138V107H139ZM52 107H53V105H52ZM51 107V108H52ZM78 106H77V108H79ZM113 107H114V105H113ZM141 107V106H140ZM23 108V107H22ZM27 108V107H26ZM25 108V109H26ZM50 108V110H52V111H54L53 113L55 114L54 116L55 117H57L58 118V115H59V113L57 112V110L55 111V110H53V108L51 109ZM0 109H2V107H0ZM4 109H2V111H0V114H2V116L0 115V125H2V126H5V125H7V126H5V127H7V128H5L4 127V129H8V131L6 130V132L4 133V131L2 132L3 133V135H0V137H1V139H2V137H4V135H5V139H3L4 140V142H5V140H6V142L4 143L3 142V140L1 141L3 144H0V160H2V161H4L3 163H2V161L0 162L1 164H0V172H3L2 171V169L3 168H1V167H6V169H4V171H8V173L7 174H9V175H7V182H9V179H10V181H11V183L9 182V183H7L8 184V188L7 189H9V191L10 192H8V194H9V196H10V193H11V197H9L8 199H9V201H10V203H11V205H13L12 207H14V210L16 209V211L20 214L22 211H23V213H24V211H25V209H26V211H25V214H27L26 212L28 211V213H29V210H27V207L25 206V205H23V204H26V203H30L31 202V204L33 203V204H35V207L34 208H36L37 207V209L41 206V209L39 210V211H41L42 210V207H44V206H42V204L43 203H40V201L41 202H43L44 201V203H46L45 205H46V207L47 208H50L49 209V211L48 212H46V213H49V212H51V213H49L50 214V218H52L53 220H60V221H62L63 223H67L68 224V226H69V229H71V230H73V232H74V237H75V240H74V242L72 243L71 242V245H72V248H78L79 247V249L80 248H83L84 249V251H85V249L87 250L86 252H88V253H90L91 255H92V257H93V260L95 261V263L96 264H123V263H125L124 262V260H121V254L120 253H117L118 251H117V244H119L120 243V240L122 241V239H125V237H121L122 235H120V233H122L120 230H121V226L123 225L122 224V222L123 223H125V222H127L128 220H130V222L132 223V225L134 224V226H132L133 228H132V234H131V236L130 237H128V238H126L127 240L126 241H128L129 240V242H130V244H129V246L131 247L130 249H135V248H137L138 246H135V245H137V243L139 244V242L140 241H137V236L139 237L138 239L139 240H142V239H144V237H142V236H144L143 234L145 233V235H147L148 234V236H151L154 232L156 233L157 231H160L161 230V232H163V230H164V214H163V211L160 209V208H162V203H158V201H161L162 199H164V190L163 189H165V187L163 186L164 184H165V182H166V178L164 179L163 178V175H161L160 174V172H146V174L144 173V172H132V174H131V172H128V173H130V174H128L127 172H99V174H98V172H61L60 171V173H58L59 171H58V167L56 168L55 166H60V164L61 163H59V162H63L64 160H63V156L65 155L64 154V149H62L63 150V153H62V155L63 156H59V155H56L57 153H55V156H57V157H61L60 159H58V158H55V156H50V154L53 152L52 150H50V151H52V152H50V151H48L49 153H48V155L50 156H46L47 157V162H48V160H52V158H53V160L52 161H49V162H53V164H51V163H49V164H46L47 166L44 168V164L45 163H47L46 161L43 163V164H41V162H40V160H42L43 159V157H45V156H42L41 155V157L39 158V154L37 153V156L38 157H36L35 155H36V152H37V149L34 147L35 145H33V144H31L30 145V143L28 142V143H26L27 141H25V140H23V141H25V142H22L23 143V146H24V143H26L27 145H29V146H31V147H33L34 149H32V151L29 153V155H30V157L32 156H35V157H33V158H35V161L38 163V161H39V163L37 164V163H35L34 164V166L35 165H37L36 166V170H37V172H27V170L29 169H26V164H24V165H22V166H25V169H24V167H23V169H24V172H21V171H23L22 169H20V167H21V163L20 162H16V161H14L12 158H13V156H10V154H7L6 153V150H4L5 148H6V143H8L7 141H9L12 137L10 136H8L9 134L11 135V131L13 130V128H15V126H17L16 124L20 121L19 119H18V117L17 116H19V114H17V112L15 111V113H16V115L17 116H15V113H13V112H10L11 113V115L9 114V112L8 111H13V110H10V108H9V110L7 109V111H5ZM24 109V108H23ZM80 109V108H79ZM133 109H135L136 110V108H133ZM82 110V109H81ZM138 111L139 110H143V111H145L144 110V107L141 109V108H138L137 109ZM3 111H5L4 113L7 115V112H8V116H6V115H4V113H3ZM77 112H81V111H79L78 109L76 110ZM147 111V110H146ZM145 111V112H146ZM57 112V113H56ZM140 112H142V111H139V113ZM144 112V113H145ZM13 113V114H12ZM58 114V115H57ZM62 114V113H61ZM61 114L59 115V119H61L62 121H63V118L65 119V120H67V116H66V114H65V116L66 117H63L64 115H62L61 116ZM141 114H143V112L142 113H140V115ZM57 115V116H56ZM12 116H14V117H16L17 119H15L14 117H12ZM81 116H82V113H81ZM4 119H3V118ZM14 118L13 120L14 121H12L13 123H11V118ZM83 117H85L84 115H83ZM7 118H10V119H7ZM26 119V118H25ZM93 118H90V121H94L93 122V124L89 121V119L87 118V116H86V120L85 119H83L85 122H84V124H86V125H89V124H92V125H98L97 123H99V121H100V119L98 118H96L97 120H99L98 122H96L95 121V119H93ZM138 119H139V116H138ZM5 120L7 121V123L5 122ZM47 120V119H46ZM49 120V119H48ZM48 120L46 121V122H48ZM70 120V119H69ZM69 120L68 121H66V123L67 122H69ZM10 121V123H8ZM26 121V120H25ZM56 122L58 121V120H55ZM130 121H133V120H130ZM1 122H4V123H1ZM45 122V123H46ZM52 121H50L49 123H51ZM73 122V121H72ZM88 122V123H87ZM96 122V123H95ZM44 123V124H45ZM48 123V124H49ZM55 123V122H54ZM53 122H52V124H54ZM59 123V121L57 122V124ZM70 123H71V120H70ZM95 123V124H94ZM5 124V125H4ZM28 124V123H27ZM31 124V123H30ZM43 124V125H44ZM47 124V125H48ZM56 124V123H55ZM56 124V125H57ZM65 124V123H64ZM74 125V126H69V125ZM146 124V123H145ZM14 125V126H13ZM23 125V124H22ZM26 125V124H25ZM43 125L41 124V125H38V126H40V127H38V129L40 128V129H48L49 127H50V125H48L47 126V128L46 127H44L43 128ZM46 125V124H45ZM44 125V126H45ZM77 126V123H71V124H67V126L70 128V129H74L76 126ZM99 125H100V123H99ZM2 126H0V132H1V130H3V127ZM36 126V125H35ZM52 126V125H51ZM33 127V126H32ZM73 127V128H72ZM10 128L12 129L11 131H10ZM35 128V127H34ZM50 129V128H49ZM48 129V130H49ZM10 132V133H9ZM37 132H42V131H37V128H35L34 130H33V135H35V134H39V133H37ZM1 133V134H2ZM15 135V134H18L19 135V133H15V132H13L12 131V135ZM95 134L97 135V133L95 132ZM17 135V137H19ZM20 135H24V133L23 134H20ZM114 135V134H113ZM21 136V137H22ZM116 136H117V134H116ZM9 137V138H8ZM21 137H19V140L20 141H22V139H21ZM34 137V139H33V141H36L37 140V137H38V135H37V137H35V136H33ZM32 137V138H33ZM85 137V136H84ZM87 137V136H86ZM111 137V136H110ZM36 139V140H35ZM86 139V138H85ZM111 139V138H110ZM112 139H113V137H112ZM90 139L88 138V141H89ZM86 141H87V139H86ZM86 141H84V142H86ZM115 141V140H114ZM116 142V141H115ZM21 143V144H22ZM88 143H91L90 141L88 142ZM87 143V144H88ZM107 143H109V141L107 142ZM111 143V142H110ZM86 144V145H87ZM84 145L85 144H83V146L81 147H79L80 149L82 148H84ZM86 145H85V148L84 149H86L87 147H86ZM110 145V144H109ZM20 146H22V145H20ZM22 146V147H23ZM113 146V145H112ZM25 147H27V146H24L23 148H25ZM96 147H98V146H96ZM100 147V146H99ZM107 147H108V144H107ZM109 147H111V146H109ZM108 147V148H109ZM3 150H2V149ZM36 149V150H35ZM66 149V148H65ZM81 149V150H82ZM84 149L82 150V153H83V151H84ZM96 149V148H95ZM66 151V150H65ZM85 151H87V150H85ZM85 151H84V153H85ZM92 151V149H89L88 150V152H86V153H90ZM3 152V153H2ZM5 152V153H4ZM31 153H34V155L33 154H31ZM47 153V152H46ZM53 154V153H52ZM60 154H61V152H60ZM7 155H9V156H7ZM47 155V154H46ZM86 155V154H85ZM85 155H83V156H85ZM11 157V158H10ZM29 157V159H27L26 160V163L28 162L29 163V161H31V166H30V164H29V166H30V168L31 167H33L32 166V164L34 163L32 160H33V158L31 157L30 158ZM52 157V158H51ZM42 158V159H41ZM9 159V160H8ZM14 161V162H16V163H14L12 160ZM32 159V160H31ZM55 159V160H54ZM60 160V161H57V160ZM96 159H98V157L96 158ZM96 159H95V162L97 163L100 159H98V161H96ZM38 160V161H37ZM74 160L75 159H73V162H74ZM55 161V162H54ZM6 162V163H5ZM8 162V163H7ZM9 162H11L10 164H9ZM58 162V165L57 164H54V163H57ZM5 163V164H4ZM14 163V164H13ZM18 163H20V165H18ZM75 163V162H74ZM14 165V167L12 166V165ZM17 164V165H16ZM23 164V163H22ZM41 164V167L42 168H44V169H40L41 167L39 166ZM3 165V166H2ZM54 165V166H53ZM78 165L80 166V164L78 163ZM51 168V167H53L52 169H54V170H52V169H48V168ZM61 167V166H60ZM59 167V168H60ZM76 167H77V165H76ZM9 168V169H8ZM16 168V169H15ZM22 168V167H21ZM46 168H47V170H46ZM79 168V167H78ZM81 168V167H80ZM19 169V171L17 172L16 170H18ZM38 169H39V171L40 170H45V171H47V172H38ZM26 170V171H25ZM60 170V169H59ZM80 170V169H79ZM15 171H16V173H15ZM29 171V170H28ZM50 171V172H49ZM103 173V174H102ZM110 173V174H109ZM122 173V174H121ZM126 173V174H125ZM133 173H135V174H133ZM162 173V172H161ZM35 174V175H34ZM55 174V175H54ZM59 174V175H58ZM144 174H145V176L148 178H146L145 176H144ZM152 174V175H151ZM157 174H159V176L157 175ZM163 174V173H162ZM12 175V176H11ZM124 175V176H123ZM143 175V176H142ZM154 175V176H153ZM66 176V177H65ZM89 176V177H88ZM93 176H95V177H93ZM104 176V177H103ZM107 176V177H106ZM129 176V177H128ZM29 177V178H28ZM72 177V178H71ZM161 177V178H160ZM14 178V179H13ZM98 178V179H97ZM125 178V179H124ZM145 178V179H144ZM12 179H13V181H12ZM62 179V180H61ZM65 179V180H64ZM68 179V180H67ZM78 179V180H77ZM123 179V180H122ZM143 179V180H142ZM149 179H151V180H149ZM161 179H163V181H164V184H162L161 183ZM30 180L32 181V182H30ZM37 180V181H36ZM159 180H160V182H159ZM78 181V182H77ZM124 181V182H123ZM154 181L156 182V184L154 183ZM25 182H27V184H25ZM34 182V183H33ZM42 182V183H41ZM65 182V183H64ZM66 182H68V185L66 184ZM71 182V183H70ZM14 183V184H13ZM21 183V184H20ZM31 183H33V185L31 184ZM38 183H40V184H38ZM83 183V184H82ZM97 183V184H96ZM139 183H141V185L139 184ZM161 183V184H160ZM35 184H37V185H39V186H37V185H35ZM45 184V186H43ZM71 184V185H70ZM81 186H79V185ZM94 184H96L97 186H95ZM101 184V185H100ZM108 184V185H107ZM126 184V185H125ZM10 185V186H9ZM25 185H26V188H25ZM148 187H147V186ZM162 187H161V186ZM166 185V184H165ZM23 186H24V188L25 189H23ZM31 186V187H30ZM42 186H43V188H42ZM66 187V189H65V187ZM72 186H73V189H72ZM128 186V187H127ZM134 187V188H132V187ZM19 187V188H18ZM32 187L34 188V190L32 189ZM39 187V188H38ZM67 187L69 188V189H67ZM77 187L79 188V189H77ZM161 187V188H160ZM22 188V189H21ZM70 188H71V190H70ZM138 188V189H137ZM63 189H64V191H63ZM85 189V190H84ZM139 189H141V190H139ZM65 190L67 191V192H65ZM72 190H74V191H72ZM99 190V191H98ZM102 190V191H101ZM131 190V191H130ZM30 191V192H29ZM35 191V192H34ZM69 191V192H68ZM94 191V192H93ZM124 191V192H123ZM139 191V192H138ZM141 191V192H140ZM26 192H27V194H26ZM37 192V193H36ZM59 192V193H58ZM56 193V194H55ZM101 193V194H100ZM125 193V194H124ZM127 193H129V194H127ZM131 193V194H130ZM35 194V195H34ZM43 194V195H42ZM65 195L64 197L62 196V195ZM84 194V195H83ZM135 194V195H134ZM56 195V196H55ZM129 195V196H128ZM162 195V196H161ZM164 195V196H163ZM35 196V197H34ZM86 196V197H85ZM101 196V197H100ZM54 197V199L52 200V198ZM74 199H73V198ZM28 198L29 199H31V200H34L33 202L30 200H28ZM33 198V199H32ZM37 198V199H36ZM39 198V199H38ZM47 200H46V199ZM63 198H65V199H63ZM50 199V200H49ZM14 200V201H13ZM37 200V201H36ZM76 200V201H75ZM18 201V202H17ZM39 201V202H38ZM57 201V202H56ZM60 201V202H59ZM86 201H88V202H86ZM109 201V202H108ZM36 202L39 204V205H37L36 204ZM53 202V203H52ZM79 202V203H78ZM50 203H51V205H50ZM20 204V205H19ZM58 204H59V206H58ZM60 204H61V206H60ZM37 205V206H36ZM44 205V204H43ZM26 208H25V207ZM39 206V207H38ZM56 206H57V208H56ZM108 206V207H107ZM22 207H24V208H22ZM157 207V208H156ZM22 208V209H21ZM47 208L45 209H43V212L44 211H47ZM52 208V209H51ZM145 208H146V211H145ZM151 208V209H150ZM24 209V210H23ZM37 209H35L36 211H37ZM80 209V210H79ZM157 209H160V211L159 210H157ZM22 210V211H21ZM50 210H52V211H50ZM109 210V211H108ZM143 210V211H142ZM150 210V211H149ZM15 211V212H16ZM149 211V212H148ZM159 211V212H158ZM16 212V213H17ZM42 212V213H43ZM53 212V213H52ZM144 212V213H143ZM158 212V213H157ZM17 213V216H19V214ZM40 213V212H39ZM148 213V214H147ZM162 213V214H161ZM242 213V212H241ZM30 214V213H29ZM29 214H27L28 216H29ZM49 214H47V216L49 215ZM52 214H54V216L52 215ZM80 214H81V217H80ZM107 214V215H106ZM126 214H128V216L126 215ZM33 215V214H32ZM79 215V216H78ZM104 215H106V216H104ZM34 216V215H33ZM31 216V218L30 217H26V218H28V220H29V218H30V220L28 221H26L25 222V218H20V217H18L19 218V220H18V218L16 219V227H15V232L16 233H18V235H19V237L21 236V237H23L25 240L24 241H22V247H21V249L19 248L16 252H17V254H18V256L17 255H15V257L16 258H21V260L23 259L26 263H23V264H38L37 262H39L38 260H40L41 258V251L40 250H38V249H36L35 248V245H36V242H34L35 240H33L32 238H30L31 237V232H32V226L34 225L33 223L36 221V220H38L37 218H38V214H37V216ZM46 216V215H45ZM46 216V217H47ZM124 216V217H123ZM154 216H156V217H154ZM36 217V218H35ZM39 217H40V220L41 221H43V222H45V220L47 221L48 219H50L49 217H47V218H45V217H42V215H41V213L39 214ZM55 219H54V218ZM133 217V218H132ZM149 217V218H148ZM44 220H43V219ZM56 218H58V219H56ZM82 218V219H81ZM131 218V219H130ZM144 218H145V220H144ZM159 218V219H158ZM161 218V219H160ZM25 219V220H24ZM51 219V220H52ZM84 219H86L85 221V223H83V221H84ZM127 219V220H126ZM23 220V221H22ZM31 220H35L33 223L31 222L30 223V221ZM52 220V221H53ZM116 220V221H115ZM225 222H224V221ZM222 220V224L223 225H228V224H226L227 223V221H226V219H223ZM40 221V222H41ZM49 221V220H48ZM110 221V222H109ZM37 222V221H36ZM80 222H81V224H80ZM119 222V223H118ZM121 222V223H120ZM138 222V223H137ZM224 222V223H223ZM117 223V224H116ZM163 225H162V224ZM39 225V221H38V223H36V225ZM108 224H109V226H108ZM119 224V225H118ZM121 224V225H120ZM137 224V225H136ZM157 224H158V226H157ZM83 225H85L84 226V231L82 230V228H83ZM139 225H140V227H139ZM35 226V225H34ZM108 226V227H107ZM80 227H82V228H80ZM120 227V228H119ZM142 227V228H141ZM163 227V228H162ZM140 228L142 229V230H140ZM146 228V229H145ZM118 229V230H117ZM111 232H110V231ZM239 230V229H238ZM238 230H236V231H238ZM140 231H141V234H139L140 233ZM142 231H144V233L142 232ZM151 231H153V232H151ZM21 232H23V233H21ZM103 232V233H102ZM139 232V233H138ZM150 232V233H149ZM143 233V234H142ZM21 234V235H20ZM76 234V235H75ZM151 234V235H150ZM140 235V236H139ZM238 235V234H237ZM236 235V236H237ZM105 238H104V237ZM119 236L121 237L120 239H119ZM159 236H160V234L158 235V239H159ZM19 237H17V238H19ZM102 237V238H101ZM117 237V238H116ZM131 237H132V239H131ZM146 237V236H145ZM152 238H150V243L148 242V244H150L151 245V247H153V248H155V244H157L158 242H159V240L158 239H154L153 238V236H151ZM157 237V236H156ZM155 237V238H156ZM161 239H162V236H161V238H160V241H161ZM137 242H136V241ZM107 241V242H106ZM112 241V242H111ZM132 241V242H131ZM135 242V245H134V242ZM11 242H13V244H15V242H14V240L13 241H11ZM116 242H118V243H116ZM124 242V241H123ZM162 242V241H161ZM160 242V243H161ZM24 243V244H23ZM27 243V244H26ZM116 244V245H113V244ZM122 243V242H121ZM160 243H158L157 245L159 246V245H161ZM12 244V243H11ZM34 244V245H33ZM73 244H74V246H73ZM77 244V245H76ZM79 245V246H78ZM81 245H82V247H81ZM131 245H133V246H131ZM135 246V247H134ZM62 247V249L61 250H66L67 249V247L66 246H61ZM64 247H66L65 249H64ZM108 249H107V248ZM112 247V248H111ZM132 247H134V248H132ZM159 249H154L155 251H152V254H148V256H146V260L147 259H149L148 261H142L143 260V258H141L140 257V259H142L141 260V262L139 261V259H137L138 261L137 262H139V264H163L164 262H162L164 259L163 258H165L164 256H165V254H164V252L162 251V250H160V247H158ZM11 249V248H10ZM14 249V248H13ZM70 249H71V246H70ZM138 249V248H137ZM137 249H135V251L137 250ZM131 250V251H132ZM157 250V251H156ZM10 251H12V249L10 250ZM39 251V252H38ZM138 252H136V253H138V258H139V256H141V253L139 252V249L137 250ZM13 252H15V250L14 251H12V253ZM19 252H20V254H19ZM62 252H64V251H62ZM11 253V252H10ZM39 253V254H38ZM65 254H67V255H70L71 253H70V251H69V249H67L66 250V252H64ZM70 253V254H69ZM113 254V255H112ZM143 254V253H142ZM164 254V255H163ZM41 255V256H40ZM150 255H152V256H150ZM240 255L242 256V254H239L238 255V259H240ZM37 257H39L38 259H37ZM147 257H149V258H147ZM158 257V258H157ZM16 258H14L13 257V259H16ZM112 258V259H111ZM158 259V261H157V259ZM36 259H37V261H36ZM120 259V260H119ZM163 259V260H162ZM242 259V258H241ZM240 259V260H241ZM22 260V261H23ZM72 260H74V258L72 259ZM113 260V261H112ZM153 260V261H152ZM159 260H162L161 261V263H160V261ZM22 261H21V264H22ZM41 261V260H40ZM121 261H123V262H121ZM151 261V262H150ZM63 263H64V261H62ZM61 262V263H62ZM121 262V263H120ZM18 262H13L12 261V263H10V264H17ZM61 263H58V264H61ZM40 264V263H39ZM42 264V263H41Z\"/></svg>","mask_w":264,"mask_h":264}]
</instances>
